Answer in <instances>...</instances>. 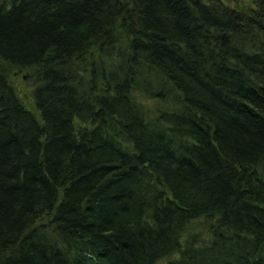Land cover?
Listing matches in <instances>:
<instances>
[{"label": "trees", "instance_id": "trees-1", "mask_svg": "<svg viewBox=\"0 0 264 264\" xmlns=\"http://www.w3.org/2000/svg\"><path fill=\"white\" fill-rule=\"evenodd\" d=\"M228 1L0 0V264H264V0Z\"/></svg>", "mask_w": 264, "mask_h": 264}, {"label": "rangeland", "instance_id": "rangeland-1", "mask_svg": "<svg viewBox=\"0 0 264 264\" xmlns=\"http://www.w3.org/2000/svg\"><path fill=\"white\" fill-rule=\"evenodd\" d=\"M230 4L235 5V3H244L245 4H251V0H229ZM14 80L19 87L20 91L25 95H30L32 93V90L34 88L35 80L33 79V76L28 72H21V73H15ZM138 97L140 100L144 103L145 106L148 108H153L155 106L156 101H151L143 94L139 93ZM159 264H166V260H163Z\"/></svg>", "mask_w": 264, "mask_h": 264}]
</instances>
